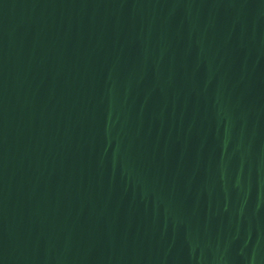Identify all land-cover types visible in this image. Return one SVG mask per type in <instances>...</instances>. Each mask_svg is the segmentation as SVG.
Masks as SVG:
<instances>
[{
    "label": "water",
    "instance_id": "95a60500",
    "mask_svg": "<svg viewBox=\"0 0 264 264\" xmlns=\"http://www.w3.org/2000/svg\"><path fill=\"white\" fill-rule=\"evenodd\" d=\"M0 264H264V0H0Z\"/></svg>",
    "mask_w": 264,
    "mask_h": 264
}]
</instances>
